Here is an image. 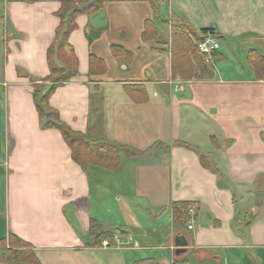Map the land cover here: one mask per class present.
Returning a JSON list of instances; mask_svg holds the SVG:
<instances>
[{"label": "crops", "instance_id": "1", "mask_svg": "<svg viewBox=\"0 0 264 264\" xmlns=\"http://www.w3.org/2000/svg\"><path fill=\"white\" fill-rule=\"evenodd\" d=\"M62 1L0 0V241L40 264H264V0H105L76 18L78 75L48 105L88 139L153 149L116 169H82L39 120ZM176 21L217 39L210 78L174 58ZM177 203L194 207L192 230ZM92 221L137 246L93 244Z\"/></svg>", "mask_w": 264, "mask_h": 264}, {"label": "trees", "instance_id": "2", "mask_svg": "<svg viewBox=\"0 0 264 264\" xmlns=\"http://www.w3.org/2000/svg\"><path fill=\"white\" fill-rule=\"evenodd\" d=\"M104 1L68 0L61 2L59 10L55 14L59 19V26L56 29L55 38L46 52L49 75L43 80L44 83L34 85L32 93L42 127L60 132L63 140L71 150L72 159L82 169L90 164L116 169L119 166L120 154H125L128 157H146L153 151V149H150L145 153H139L128 147L104 140L88 139L62 123L57 112L48 105V99L54 90L78 75L77 60L72 47L68 43L70 33L76 29V18L79 15H91L102 11ZM149 2L155 9L159 6L161 0H149ZM172 32L174 58L185 59L191 70L197 68L200 70L202 77L210 78L212 73L208 66L209 63H205L204 57L197 51V43L201 37L182 21H176L173 24ZM208 32L204 31L203 33ZM192 60H195L194 65ZM262 63L264 61H258L257 67H264ZM178 72V74H184L183 71ZM187 208V203L173 205V220L176 225L183 227L187 225L189 220ZM89 233L92 243L95 245H100L102 240H109L113 244V230L104 229L95 221L91 222ZM0 247L4 249V253L0 258L1 264H40L29 245L16 237H10L8 243L0 241ZM137 264L156 263L145 261Z\"/></svg>", "mask_w": 264, "mask_h": 264}, {"label": "built area", "instance_id": "3", "mask_svg": "<svg viewBox=\"0 0 264 264\" xmlns=\"http://www.w3.org/2000/svg\"><path fill=\"white\" fill-rule=\"evenodd\" d=\"M219 49V43L217 39H215L210 33H204L201 36L200 41L197 43V51L198 53L204 57L206 63H211L212 62V55ZM188 215H189V220L187 223V230H192L194 226V214H195V209L193 206H190L187 210ZM113 241H114V247H123V246H137L136 243L132 242L131 237H124L122 236L118 231H115L113 233ZM101 247L106 248V247H111L110 242L108 240H103L101 242Z\"/></svg>", "mask_w": 264, "mask_h": 264}, {"label": "water", "instance_id": "4", "mask_svg": "<svg viewBox=\"0 0 264 264\" xmlns=\"http://www.w3.org/2000/svg\"><path fill=\"white\" fill-rule=\"evenodd\" d=\"M176 251L175 253L178 255L183 252V247H186L188 245V241L184 236L177 237L176 241Z\"/></svg>", "mask_w": 264, "mask_h": 264}, {"label": "rangeland", "instance_id": "5", "mask_svg": "<svg viewBox=\"0 0 264 264\" xmlns=\"http://www.w3.org/2000/svg\"><path fill=\"white\" fill-rule=\"evenodd\" d=\"M113 232H114V231H113ZM102 241H103V240H102ZM102 241H101V242H102ZM108 241H109V240H108ZM109 242H110V241H109ZM114 244H115L114 241H113V244L110 242L111 247H112V246H115Z\"/></svg>", "mask_w": 264, "mask_h": 264}]
</instances>
